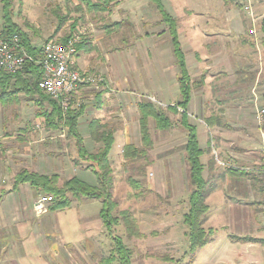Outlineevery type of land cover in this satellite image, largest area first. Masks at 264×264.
<instances>
[{"label": "rangeland", "instance_id": "374dc122", "mask_svg": "<svg viewBox=\"0 0 264 264\" xmlns=\"http://www.w3.org/2000/svg\"><path fill=\"white\" fill-rule=\"evenodd\" d=\"M247 3L253 12L255 37L247 35L252 29L243 10ZM159 5L175 22L185 60L193 58L189 76L195 100L202 95L204 82L200 70L195 68L189 23H210L212 18L221 23L231 18V31L238 44L229 49L238 51L240 42L245 41L247 46L251 45L247 49L258 57L254 66L243 68V74L235 68L238 73L230 77L218 76L211 82V88L216 100H223L233 91L235 81L236 90L240 91L237 98L251 101L241 125L260 141V148L249 156L251 160L257 159L248 170L251 176L245 180L254 187L251 199L261 202L260 207L255 204V209L264 219V113L257 120L258 113L264 112V32L260 26L264 0H159L157 6L150 0H0V33L6 15L36 49L49 40L75 37L79 70L104 80L97 88L81 89L69 99L67 110L62 109L61 101L38 93L31 86L18 91L21 87L15 86L14 80H0V264H264V235L258 234L256 240L248 235L236 237L226 227L228 222H219L221 212L213 220L207 197L203 201L207 211L199 222L207 243L191 248L189 225L194 222L191 207L200 189L204 187L210 195L214 190L209 182L211 162L205 158L202 163L200 157V179L206 186L197 189L192 185L186 162L188 132L181 121L182 110L176 107L180 96L174 86L178 84L174 56L171 54L173 63L165 61V69L175 65L177 74L171 70V76L167 77L166 94L162 89L153 93L150 80L157 88L159 80H152L145 73L153 48L168 50L171 46L169 28L173 22L164 18ZM162 33L167 34L161 36ZM158 37L162 38L157 40ZM185 37H189V42ZM214 39L215 42L209 43L219 41L216 49L226 46L225 37ZM130 90L134 93L127 102L122 93ZM141 102L152 103L171 122V127L164 130L149 119L148 143L142 141L139 129L137 105ZM168 107L176 112L168 111ZM76 115L73 130L68 118ZM213 116L221 131H234L226 123L223 126L216 114ZM191 121L188 119L190 124ZM235 128L233 136L239 137V126ZM75 133L92 155L103 147L96 139L103 133L113 137L108 164L110 214L114 222L108 227L99 218L102 205L99 200L81 196L75 199L69 192L63 194L71 202L68 210L50 214L49 207L58 200L55 190L67 191L64 183L68 180L73 178L87 186H97L90 170H99V166L89 157L79 158ZM120 134L124 140H117V144L115 140ZM228 161H218L214 168L229 170ZM23 171L57 176L46 185L50 191L42 189L37 194L33 189L37 195L34 200L49 198L45 207H40L36 200L33 208L32 199L27 201L32 193L27 188L31 189L29 184H22L25 188L14 193V179ZM244 190L245 194L250 193L247 186ZM244 192L230 191L237 198H243ZM9 193L14 196L9 198ZM33 213L44 217L30 220L35 217ZM248 243L254 247L247 248Z\"/></svg>", "mask_w": 264, "mask_h": 264}, {"label": "crops", "instance_id": "0c3cea01", "mask_svg": "<svg viewBox=\"0 0 264 264\" xmlns=\"http://www.w3.org/2000/svg\"><path fill=\"white\" fill-rule=\"evenodd\" d=\"M202 22L203 21H195V24L189 23V25H187L189 34L191 36L190 38H188L192 42L190 44L191 51L195 55V68H197L198 71L200 70L199 76L200 78H203L204 82V88L201 92L202 95L200 97H197V100L193 98V92L191 93V100L187 108V116L190 121L192 118L195 119L191 121V125H193L196 129L197 142L199 148L202 150V155L200 156L201 162L206 160L205 158L209 159L211 162V169H209L211 170L212 175L210 176L209 182L211 183V187H214H212L214 190L211 195L209 193L207 196L209 204L212 205L210 213L214 220V217H216V215L221 212L218 217L220 218L218 219L219 222H228V225H226V227L229 226L231 228V233H233L236 237H247L248 235L249 237L256 240L260 237V235L257 236L258 234L264 235V219H262L261 213L255 209V204L260 207L261 202L257 201V195H255V201L251 199V197H253L254 187L246 180L251 176L248 170L250 169V167H252L251 165L257 159L255 158L251 160L249 156L251 154H254L255 150H259L260 141L256 137L251 135L249 130H247L246 128L243 129V126L241 125L242 122L247 118V109L251 108V101L243 102L240 98H237V94H239L240 91L236 90L235 81H232L233 91L231 93H228L227 96L224 95L225 97H223V100H216V97H214L213 93L214 88H211V82L218 76H226L227 74V76L230 77L229 75L238 73L239 70V72L243 74L245 70L243 68H245L246 66L249 67L250 65L254 66L257 63L258 57H255V55L249 49H247V47L251 45L248 44L247 46L245 41L240 42L237 47L238 51L229 49V46L231 47L238 44L235 43L236 37L231 31V18L229 21H223L221 23H215L213 18L211 19L210 23ZM164 34L167 33H162L161 36H165ZM215 36L225 37V39H227V43H225L227 47L222 46L220 50L216 49L215 47L217 44H219V41L218 43H214ZM152 38H155V36H153ZM160 38L162 37H158L157 40ZM189 39L187 42H189ZM179 41L181 42V39ZM212 41L214 42L210 45L209 42ZM188 50L190 51V49ZM152 52V54L149 53L148 55L149 58H151L149 60V64L146 67L145 73L152 80L154 78H157L159 80V85H157L158 88L155 87V82L150 80L149 84L151 86V91L154 93L155 91H157L156 89H162L166 94L169 90L168 85L166 86L165 83L167 77L171 76V70H173V74H176L175 65L167 67V70L165 69V61H168L170 63L174 62V59L172 58L173 56L171 57V46H168V50H163L162 48L157 49V47H154ZM237 57H239V61L236 60ZM191 60L193 61V58H191ZM191 60L190 58L186 59L187 71L189 72V75H191V68H189L191 67ZM235 68H238V71H236ZM241 68L243 70H241ZM174 86L175 88H177L178 84ZM133 91L130 90V92L122 93L126 96L125 101L129 102V98H131L134 93ZM112 92L113 91H111V93ZM216 94L217 93H215V95ZM125 101L124 103H127ZM215 114L219 118V120L224 122L223 126L226 123L227 125H229L228 128L234 129V131L237 130L235 127L239 126L241 135L239 137H235L233 136V134H236L233 133L234 131H221L222 129L219 128L220 124H217L216 121H214V119L211 117ZM207 119H210V121H206ZM249 119L250 118H248V120ZM216 128L220 129V131H218ZM117 140H124L122 134H120V136L116 138L115 141L117 142ZM223 145L226 148H224ZM110 153H112V151ZM233 158L238 159L241 162L238 163L237 160H233ZM228 159L230 160L228 161ZM218 161L230 162L231 168H228L229 170H225L224 167L214 168L215 166L219 165ZM233 179H238L239 181L237 180L236 182H233ZM241 180L243 181V184L239 183L241 182ZM25 186L26 185H20L14 191V193L18 191L20 192L22 188H25ZM245 186L250 189V193L245 194ZM27 188L30 193L32 190L30 199L28 197L27 201H30L32 199V206L34 208V204H36L37 200H34V197L37 195L34 193L33 189H30L29 187ZM235 189L236 192L238 191V189H242V192H244L242 194L243 198H237L230 193V191L233 192V190L235 191ZM14 193H9V198ZM239 196L241 195L239 194ZM6 200L7 199L3 201ZM40 206L45 207L44 204ZM2 210L3 212H5L6 208L3 207ZM57 212L60 211H50V214ZM33 214L35 217H30V220L34 219L37 221L44 217L43 216L40 218L41 215H35V213ZM26 216L28 219L29 215L27 214ZM36 221L33 223L36 224ZM235 226H237L238 229H235ZM242 226L244 227L243 229L241 228ZM29 229L30 228H28V230ZM246 246L247 248L254 247L253 243H248V245Z\"/></svg>", "mask_w": 264, "mask_h": 264}, {"label": "trees", "instance_id": "16d2710c", "mask_svg": "<svg viewBox=\"0 0 264 264\" xmlns=\"http://www.w3.org/2000/svg\"><path fill=\"white\" fill-rule=\"evenodd\" d=\"M156 6L159 3V0H150ZM7 5V4H6ZM159 8L161 12L163 13L162 6L159 5ZM5 13V12H4ZM6 14V13H5ZM164 18L166 20H172L167 14L163 13ZM4 26L2 28V31L0 34L4 36L16 34L21 39V42L25 49L32 53H35L37 51L36 48H33L30 43L28 42L27 36L22 33L17 27L12 25L8 19L7 16L4 15ZM168 18V19H167ZM173 22V20H172ZM261 31L264 32V19L261 23ZM169 35L171 37V47H172V54L175 59V64L178 68V75H177V83H178V89H179V95L180 100L176 103V107L181 108V121L183 126L186 128L188 132L187 140L185 143V153H186V162L189 164V174H190V180L192 182V185L195 186L197 189L201 186H206L205 183H201V172H202V164L200 162V156L202 155V150L199 148L197 137H196V129L193 125H191L188 122V116H187V108L189 105V102L191 100V81L190 76L187 71V64L184 56V52L181 49L180 42L177 37V28L175 25V22H173L172 27L169 28ZM66 40V39H64ZM63 40V41H64ZM40 79V70L37 66L33 65H27L23 72L15 74V75H7L0 73V80H5L10 82L11 80H14L17 85L21 87L20 90H26V87L31 86V88L40 93L37 88V82ZM29 81V82H28ZM29 90V89H28ZM138 112H139V129L141 139L143 142L148 143L149 142V132H148V124L149 119H153L156 124H158L160 129H169L171 127V122L168 119V117L165 116V114L161 111L155 110L153 107V104L150 102H141L138 104ZM168 111L170 112H176L173 107H168ZM78 115L75 117L68 118L69 120V127L74 130V127L76 126L75 121L77 120ZM93 126L91 125V128ZM97 128V127H96ZM95 128V129H96ZM104 135H101L99 139H96V142H102L103 147L99 151L98 154H89L87 153L86 149L82 145V139L81 137L75 133L74 138L76 139L77 147H78V153L79 158L89 157V159L96 161L97 165L99 166V170H90L92 173H94L96 180H97V186L96 187H90L83 183H79L75 181L73 178L68 180L64 183V188L67 191H62L60 189H56L55 195L57 196L58 200L53 203L51 207H49V211H61L65 210L70 207V201L64 198V192H69L70 194L74 195L73 198L83 197L90 200H99L101 202V210H100V220L102 221V224L106 227L110 226L114 220L111 216V204L109 203L110 198V192H109V185H110V168L108 164V155L110 153L111 147L113 145V137L109 133H103ZM56 175L48 177L39 175L37 173H27L25 171L19 173L16 178L14 179L13 189H17L22 184H29L31 189H34L37 194H39V190L45 189L47 191H50V189L46 188V185L48 182L51 181V179L55 180ZM203 182V181H202ZM33 190V191H34ZM210 191H206L203 187V189H200L199 192L196 195L195 201L192 203L191 211L193 216V223L192 225H189L190 229V239H191V248L197 249L199 247L204 246L207 243V239H204L206 234L205 232L201 231L199 224L200 217L204 215L207 211V208L204 206L203 201L206 199ZM50 197V200L53 199ZM208 234H211L209 231ZM121 250V249H118Z\"/></svg>", "mask_w": 264, "mask_h": 264}, {"label": "built area", "instance_id": "2783aa9c", "mask_svg": "<svg viewBox=\"0 0 264 264\" xmlns=\"http://www.w3.org/2000/svg\"><path fill=\"white\" fill-rule=\"evenodd\" d=\"M243 10L252 23L248 36L255 37L257 31L250 3H247ZM30 64L40 70V79L37 82L39 92L53 100L61 101L64 110L69 108V99L78 95L81 89L97 88L104 82L100 76L79 70L75 37L64 41L49 40L31 54L25 49L18 35L0 34V73L15 75L23 72ZM263 113V110L258 113V121ZM44 202H49V198L41 197L37 204L42 205Z\"/></svg>", "mask_w": 264, "mask_h": 264}]
</instances>
